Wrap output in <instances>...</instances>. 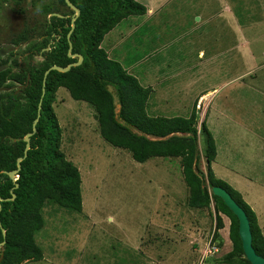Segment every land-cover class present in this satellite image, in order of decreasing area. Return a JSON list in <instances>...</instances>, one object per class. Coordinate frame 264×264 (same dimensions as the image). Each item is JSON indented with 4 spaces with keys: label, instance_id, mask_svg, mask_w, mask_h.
I'll return each mask as SVG.
<instances>
[{
    "label": "rangeland",
    "instance_id": "rangeland-1",
    "mask_svg": "<svg viewBox=\"0 0 264 264\" xmlns=\"http://www.w3.org/2000/svg\"><path fill=\"white\" fill-rule=\"evenodd\" d=\"M153 4H157L156 24L150 21V26L142 27V16H130L116 26L123 37L131 27L129 39L120 44L117 38L104 36L101 42L112 40L100 46L136 76L145 71L138 66V55L145 49L153 51L152 60L160 66L146 70L158 84L157 91L149 87L148 113L188 116L195 107L197 128L204 120L216 151L233 131L231 119L239 120L251 140L233 151L223 148L226 155L235 154L234 160L239 155L242 159L240 165L229 159L225 164L260 175L252 197L264 203V0H155ZM44 6L57 11L52 13L66 11L56 0L34 5L29 0H0L1 59L8 58L10 64L17 58L21 65L38 61L39 57L24 54L26 43L16 46L12 39L28 32V27L42 30L49 16ZM146 36L150 38L145 40ZM53 108L61 130L60 150L82 178L83 205L79 212L46 201L44 225L35 234L43 257L22 264H209L213 256L224 255V246L215 251L211 246L216 244L209 242L213 205L198 209L187 204L179 158L134 160L126 149L101 137L93 107L71 98L64 87L58 88ZM216 109H222L221 116ZM204 142L202 134L199 150ZM245 148L251 157H242ZM220 162L218 158L216 170L221 169ZM199 168L207 172L202 152ZM225 219L220 233L227 245L229 219Z\"/></svg>",
    "mask_w": 264,
    "mask_h": 264
},
{
    "label": "trees",
    "instance_id": "trees-1",
    "mask_svg": "<svg viewBox=\"0 0 264 264\" xmlns=\"http://www.w3.org/2000/svg\"><path fill=\"white\" fill-rule=\"evenodd\" d=\"M41 1L44 0H29L31 5ZM70 1L79 8L80 14L69 37L73 11L64 0H56L57 6L66 9L59 13L61 16L52 14L57 12L55 9L44 6L45 15L49 16L44 19L42 30L28 27V32H20L12 39L16 46L26 43L24 54L39 57L38 61L21 65L17 58H12L10 64L8 58H0V242L4 241L0 264H22L43 257L35 234L44 225L42 209L46 201L74 211L82 210L80 172L60 150L61 130L53 108L60 87L66 88L74 100L90 104L95 110L101 137L115 147L126 149L134 160L180 159L188 189V206L200 209L213 205L215 220L210 243H215L217 248L222 245L221 215L230 221L228 236L232 249L214 259L217 263L251 264L243 256L238 219L223 200L212 193L213 186L226 189L245 210L252 246L264 257V234L256 213L239 191L215 176L211 166L216 156L215 142L204 120L197 128L195 107L188 116L150 115L147 102L151 89L142 86L100 46L106 33L123 19L144 14L146 7L137 0ZM69 42L71 53L83 56L81 64L66 72L50 70L41 96L45 70L52 65L64 67L77 60L67 54ZM16 84L21 88L16 89ZM39 102L36 132L30 136V147L21 161L17 179L12 181L8 172L16 169L17 158L24 156L23 137L32 132ZM202 134H205V142L203 150H199L198 137ZM201 152L207 165L205 173L199 168ZM12 193L15 197L9 200Z\"/></svg>",
    "mask_w": 264,
    "mask_h": 264
},
{
    "label": "crops",
    "instance_id": "crops-1",
    "mask_svg": "<svg viewBox=\"0 0 264 264\" xmlns=\"http://www.w3.org/2000/svg\"><path fill=\"white\" fill-rule=\"evenodd\" d=\"M137 1H139L140 3H142L146 7V12L144 14H142V15H138V17L142 16L144 18L145 22H146V23L144 22L143 25H141V26L143 27L144 25H149L150 21L154 22V24H156L157 19H154V14L157 11V9H156L157 8V6H156L157 4L156 5L153 4L155 2V0H137ZM158 1L160 3L162 2V0H158ZM132 17H137V16H132ZM116 26H118V25H116ZM116 26L114 28H112L104 36H105V38H111V37H113L114 39L117 38L119 43L122 44L124 41L128 40L129 37L131 36L130 32H131L132 28L131 27L127 28V30L125 31V34H124L125 37H123L122 35L119 34V31H118ZM141 26L136 27V28H140ZM115 29H116V34L113 33ZM150 31H152V30H150ZM148 35H151V39H153L152 33H148ZM148 38H150V36H146L145 40H147ZM104 40H106V41H104ZM104 40H103V42H101V46H103L104 42H108L109 40H112V39H109V40L104 39ZM138 43L141 46V45H143L144 40L141 39ZM120 49H121V47H120ZM104 50L107 53L109 51V49H104ZM152 52L153 51H148L146 49L141 51V54L138 55L139 56V59H138L139 60L138 61L139 65L138 66L144 68L145 71H142V74L140 76L139 75L136 76L134 74L133 75L138 78V80H139V82H140V84L142 86H144V87H152L155 91H157V85L158 84L156 83L155 79L150 77L149 73L146 72V70L151 71L152 69L159 70L158 66H160V64H156V62H158L157 60H152V58H153L152 57ZM117 61L122 64L121 60L120 61L117 60ZM122 66H123V64H122ZM127 71L130 72L129 70H127ZM154 75L156 77V72L154 73ZM151 76H153V74H151ZM141 78H143V81H141ZM215 112L221 116L222 109H216ZM212 115H215V113L213 112ZM229 124H230L229 128L232 126L231 130H233V131H230V134H231L230 136L229 135L226 136L228 141L224 145H219L218 146L217 151H216V156H215L211 166H212L213 172H214V174H215V176L217 178L225 180L233 188H235L237 191L240 192V194L242 195L243 199L250 205V207L256 213L258 224H259V226H260V228L262 230V233L264 234V206H263L264 203L259 202L260 201L259 199H256V198L252 197V188L256 185V181L259 179L260 175L259 176H253L252 174L248 173L247 171H242V170L236 168V166L234 168H229L225 164L226 163V159H229L230 163L232 161H234V163L240 165L242 163L241 162L242 159L239 160V157H241V156L239 155V157H237V159L234 160V157H233L235 155L234 153H232V155H229V154L226 155L222 151L223 148L231 149L233 151V149H235V147L239 146L241 144V142L245 143L244 140H248L249 139V141H250L252 135L250 134L249 130H247V128H245V126L241 125V122L239 120L237 121V119H234V118L231 119ZM237 127H239V129H237ZM242 128H243V131L241 132L240 135H238V130H241ZM259 146L262 147V145H259ZM245 149H247V148H245ZM260 149H262V148H260ZM220 151H221V155H220ZM243 152H244L243 156H242L243 158L251 157V153L249 152L248 149H247V151H243ZM218 158H220V160L223 161V163L220 162L221 164H219L220 168H221L220 170H218V169L216 170V168L218 166L217 165ZM247 160L250 161L249 158H247ZM246 165H244V166H246ZM254 165L255 164L253 163L252 167ZM214 166L216 168H214ZM261 188L264 189V185ZM262 192L264 194V190ZM263 200H264V196H263ZM221 217H222V221H223V227L219 230V233L225 227V224H226L225 217L228 219V217L223 215V214L221 215ZM227 230H229V224H228V229ZM220 236H222L221 233H220ZM227 240H228L227 241V245H224V241H223V238H222V241H223L222 245H221V247L218 248V250H219V249L223 248V246H224L227 249V250H225V252L223 254L229 252L232 249V243H231V241L229 239V236H227ZM194 250H196V249H194ZM188 254L190 255L192 253H188ZM171 255L174 256L175 259L176 258L179 259L174 254H171ZM218 257L219 256H216V257L213 256V258H210L209 264H226V263H217L214 259H216Z\"/></svg>",
    "mask_w": 264,
    "mask_h": 264
},
{
    "label": "water",
    "instance_id": "water-1",
    "mask_svg": "<svg viewBox=\"0 0 264 264\" xmlns=\"http://www.w3.org/2000/svg\"><path fill=\"white\" fill-rule=\"evenodd\" d=\"M66 5L73 11L71 15V28L67 34V37L70 36V33L72 32L73 28L75 27V20L80 14L79 8H77L70 0H64ZM54 15L61 16L60 14L57 13H52ZM71 42H69V47H68V56L69 57H77V60L75 62L69 63L68 65L62 67L59 65H52L50 66L47 70H45L44 75H43V88H42V95L44 94V85H45V79L47 77V74L50 70H57L60 72H66L68 71L72 66H77L81 64L83 60V56L79 53H71ZM41 101V100H40ZM40 109H41V102L38 104V111H37V116L34 119L32 123V132H28L25 134L23 137V140L26 142L25 149H24V156L23 157H18L16 161V169L11 170L8 172V176L12 181H15L17 179V173L21 169V161L23 158L26 156V152L30 147V136L36 132V123L39 119L40 116ZM17 184L15 185V187ZM211 191L214 195L219 196L225 205L233 212V214L237 217L238 219V234L241 240V245H242V250H243V256L245 259H247L251 264H264V257L258 255L253 246H252V233H251V228H250V222L247 217V214L245 210L233 199V197L230 195V193L224 189L221 186H213L211 188ZM15 194L12 193L11 197L8 198L9 200L14 199ZM2 200V198H0ZM3 235L5 236V230L2 229ZM4 244V241L0 242V248Z\"/></svg>",
    "mask_w": 264,
    "mask_h": 264
},
{
    "label": "built area",
    "instance_id": "built-area-1",
    "mask_svg": "<svg viewBox=\"0 0 264 264\" xmlns=\"http://www.w3.org/2000/svg\"><path fill=\"white\" fill-rule=\"evenodd\" d=\"M209 242H210V239H209ZM211 248H213V250H215V251H217V249H218L216 246H213V245L211 246Z\"/></svg>",
    "mask_w": 264,
    "mask_h": 264
}]
</instances>
